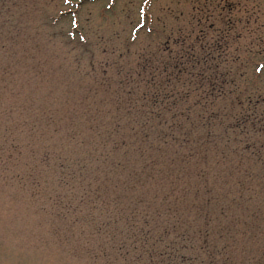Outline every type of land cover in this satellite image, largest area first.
Listing matches in <instances>:
<instances>
[{"label":"rangeland","instance_id":"1","mask_svg":"<svg viewBox=\"0 0 264 264\" xmlns=\"http://www.w3.org/2000/svg\"><path fill=\"white\" fill-rule=\"evenodd\" d=\"M262 142L264 0H0V264H264Z\"/></svg>","mask_w":264,"mask_h":264},{"label":"trees","instance_id":"2","mask_svg":"<svg viewBox=\"0 0 264 264\" xmlns=\"http://www.w3.org/2000/svg\"><path fill=\"white\" fill-rule=\"evenodd\" d=\"M183 61H181L180 63H175V64H173V66L175 67V68H179V69H181V65H179V64H183L182 63ZM176 80H178V79H176ZM169 95H171V94H168V93H166V92H164L163 94H160L159 92H153V94H151V95H149V97H150V99L152 100V103H154V104H156V103H158V102H160V101H162L163 99H167L168 97H170ZM208 95H212L211 94V92H209L208 93ZM189 97V91L188 90H186V91H184V92H182V93H179L178 94V98L180 99V100H185V99H187ZM197 101H200V100H197ZM190 108L191 107H188V106H186L185 108H184V110H181L178 114H180V115H185V116H187L188 115V112L190 111ZM184 111L187 113V114H185L184 113ZM207 112L206 111H200L199 112V114H200V116H201V119H199L200 121H201V123L202 124H207L205 121H204V118L205 119H209V118H211L212 116L213 117H216L215 116V113H214V111L213 110H211V112L209 113V114H206ZM146 114L147 115H154V116H158V117H160V116H162V110L161 109H157V108H151V109H149V110H146ZM164 114V113H163ZM250 114H251V112H249V113H247V114H245V113H243V112H241V113H237V114H232V116L230 117V119H232V122H231V127H233V129H237L239 132L240 131H245V129H243V127H244V125H245V123H246V121H251V120H253V119H255V118H251V116H250ZM200 123V124H201ZM170 126V125H169ZM171 127V126H170ZM252 130H255V129H252ZM143 132H144V134H148V132H146L145 130H143ZM209 133H211V131L209 130ZM166 137L167 138H169L171 141H173V140H183V139H185V136L184 135H181L180 133H176L174 130H172V131H170V132H168V129H165L164 130V133H163V136L162 137H160V139L162 140V141H164V142H166L168 139H166ZM188 138H186V140H187ZM169 141V140H168ZM242 145V144H241ZM254 145L255 144H253V143H251V142H246L245 144H244V147H247V148H250V147H252V149H254L255 147H254ZM242 148H243V146H241ZM254 147V148H253ZM258 147V149H262V148H264V143L262 142V143H259V146H257ZM262 157V156H261ZM257 160H263L264 161V159H262V158H260V159H257Z\"/></svg>","mask_w":264,"mask_h":264}]
</instances>
